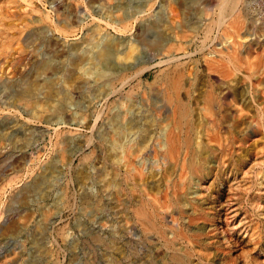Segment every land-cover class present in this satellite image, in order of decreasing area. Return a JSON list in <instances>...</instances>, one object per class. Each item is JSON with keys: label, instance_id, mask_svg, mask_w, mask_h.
<instances>
[{"label": "rangeland", "instance_id": "obj_1", "mask_svg": "<svg viewBox=\"0 0 264 264\" xmlns=\"http://www.w3.org/2000/svg\"><path fill=\"white\" fill-rule=\"evenodd\" d=\"M132 1L0 0V264H264V18L253 0H240L246 19L234 29L230 16L217 20L216 3L195 0V26L176 29L193 134L209 148L193 163L190 149L170 154L159 144L171 106L155 90L136 85L133 95L127 85L98 100L88 75L70 79L92 35H116L122 56L138 40L135 16L126 32L104 9L115 18L137 8L141 19L164 9L181 18L174 0ZM35 82L38 99L27 106L21 95ZM46 85L70 101L46 102ZM143 131L146 143L123 153L119 146L143 141Z\"/></svg>", "mask_w": 264, "mask_h": 264}, {"label": "bare ground", "instance_id": "obj_2", "mask_svg": "<svg viewBox=\"0 0 264 264\" xmlns=\"http://www.w3.org/2000/svg\"><path fill=\"white\" fill-rule=\"evenodd\" d=\"M194 2H195V0H174L175 5L178 7V9L181 12V15H180L181 18L177 19V20L172 19V18L170 20L167 19V17H166L167 11H164L165 9L163 10L164 12L162 11L161 15H155L154 14L153 17L151 16L154 20H151L150 16H148V17L144 16V18L141 19L140 14L142 13L143 10L142 9L138 10V8L134 10L135 12L124 13L123 16L118 17V18H115V16L113 15V11H111L110 7L104 9L105 10L104 12L113 16V21L119 23V25H120L119 29H121V30H124V29L126 30L129 27L128 22H130L131 20L130 21L128 20V16L129 15L135 16V21L138 22V23L135 22L136 25H138V27H139L138 31L142 30L138 35H136L138 37V40L136 39L137 40L136 43L132 42L130 44L128 51L125 52V56H122V55H118L119 50L116 49L117 45L119 44L118 39L115 40L116 35L114 37L113 36H104L102 40L100 39L101 37L99 38L96 35H92V38L89 41V43H91V45L87 49L81 48V51L83 50L82 51V58H81L82 61L81 62L79 61V62L83 63L85 61V63H86V64H84L85 66H83V67L79 66L78 67V73L72 72V75L70 76V79L74 81L76 79L77 74L88 75L89 80H92L91 86H95V88L97 90V95L95 96V98H97L98 100L102 99L104 97H106L105 99H107V97H109L111 94L114 95L117 92H122V90L127 85H129V87H130L129 90L132 93H133V91H134L133 89L136 87V85L141 86L143 88L145 87L146 89L150 88V89L155 90L154 92H156V94L161 95L163 97V99L170 104L168 106V108H170V106H171V114H166V116L162 119V121L163 120L166 121L167 124H165L161 128V130H162L161 132H163L162 133L163 138L162 139L159 138V144H161L164 147L166 146L167 152L170 154H172L175 151L180 150L182 147H186V148L190 149V152H191L190 160L193 163L198 162V161L204 162L205 159L207 160L206 157H207L208 152H209V148L207 147V145L201 141L196 140V138L194 137V134H193V108L191 106L192 105V102H191L192 99H190L191 101L189 99L186 100V97L183 95V90L188 85H190V82L186 78L187 73H186V69L184 68L185 64L183 62L184 53L182 55L180 54L181 52H185V48L182 46V44H181L182 42L178 41V35H179L178 31L185 32L184 27H187V28L190 27V29H192L195 26V24L192 23V21L189 19V16H191L190 10L192 9ZM210 2L216 3V5H217L216 7H218L219 19H217V20L219 22H221V21L223 22L224 18L226 19L227 16H230V18H229V21L231 23L230 27L237 29V28L243 26L244 20L246 18L244 19L245 15L240 11V0H210ZM241 2H242V0H241ZM129 4L130 3H128V5ZM148 5H150V4H148ZM163 5H165V4H163ZM132 6H133V9L135 7H137L136 4L132 5ZM139 7H141V6H139ZM169 11H170V9H169ZM195 14L196 15L201 14V10L199 8L198 9L195 8ZM43 15H45V14H43ZM146 17H147V19H146ZM45 18H46V16H45ZM21 21H23V20H21ZM196 21H198V20H196ZM206 22H207V24L209 23L208 21H206ZM224 22H225V20H224ZM227 23H229V22H227ZM18 24H20V23H18ZM155 27L157 30H155ZM152 28L157 33H153L151 35L150 30ZM102 29L100 31H102ZM176 29H178V31H176ZM70 31H71V29H70ZM122 32L120 31V34ZM126 32H128V31L126 30ZM203 32H204V30H203ZM214 34H216V33H214ZM225 34H227V35L230 34V31L226 30ZM261 35H264V34L261 33ZM136 36H135V38H136ZM181 36L185 37L184 34ZM131 37H133V36H131ZM77 40H79V39H77ZM118 47H120V46H118ZM76 49H77V46H76ZM190 53H193V52H190ZM228 55H230V53ZM48 62H49V60H48ZM211 63H213V62H211ZM45 64L46 63H44L43 65H45ZM200 65H201V63H200ZM156 66H161V69L159 71L157 70L159 73L156 74L155 77L153 76L154 79H152V81H149V79H145L146 72L149 71L150 69L156 67ZM207 66H209V64ZM215 66H212V68L214 70H217L218 67H215ZM221 71L225 73L224 76L225 75L229 76L231 74V71L229 70V68H226V67H222ZM48 72H50V71H48ZM191 75H192V73H191ZM101 81H107V82H101ZM218 81H220V80H218ZM49 85H46L47 88L45 89V100H46V102L50 103V102H53V100L57 99L59 105H61L64 103H68L70 101L69 96L66 93L61 94L60 91H58L55 87L49 86ZM41 86H42V83L35 82V83H33L32 86H28V88H26L24 90V92L21 95V98L24 99V102L26 103L27 106H32L34 104L35 99L36 98L38 99V95H39L38 91L41 90L40 89ZM129 90L128 91L126 90V91L129 92ZM190 91H191V93H190ZM214 91L211 90V91H206L204 93L203 97L207 103H212L215 100L216 95H215ZM127 92L124 91L122 93V95L124 93H126V95H127ZM187 92L189 94H192L193 91L190 89H187ZM133 95H134V93H133ZM94 102H95V100H94ZM106 102L107 101H105V104H106ZM40 103L41 102H39V103L36 102V104H40ZM43 106L48 107L46 105H43ZM166 112L168 113L167 110H166ZM131 120L132 119H129L128 122L131 123ZM144 120H150V118L145 117ZM240 123L244 124V121H240ZM128 128L129 127L126 124L118 126V130H117L118 135L126 136V134L128 133ZM143 132L146 134L145 135L146 139H144L143 141L140 140L138 143H135V142H133V141H135V138L132 137V139H131V141H129V143H125V144L123 143L122 145L119 146L120 148L123 149V153H125V154H126V152L135 153L138 151V149L142 145H144L146 143V140H147V138L151 132L150 131L149 132L143 131ZM117 157H118V155H117ZM250 158H252V157H250ZM71 163H70V165H71ZM52 169L55 171L56 167L52 166ZM255 169H257V168H255ZM65 204H66V202H65ZM137 212L144 219V221L148 222L149 224H150V221L152 222L151 217L148 213V210L145 207L138 209ZM197 230H199V229H197ZM193 231H195V230H193ZM196 261H197V259H196Z\"/></svg>", "mask_w": 264, "mask_h": 264}, {"label": "built area", "instance_id": "obj_3", "mask_svg": "<svg viewBox=\"0 0 264 264\" xmlns=\"http://www.w3.org/2000/svg\"><path fill=\"white\" fill-rule=\"evenodd\" d=\"M254 6H257L258 8H255L256 11L259 13V15L264 18V0H253Z\"/></svg>", "mask_w": 264, "mask_h": 264}]
</instances>
